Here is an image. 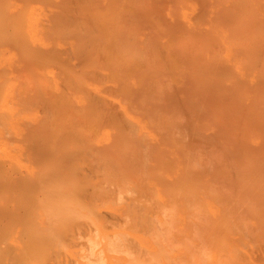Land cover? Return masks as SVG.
Masks as SVG:
<instances>
[{"label": "bare ground", "instance_id": "obj_1", "mask_svg": "<svg viewBox=\"0 0 264 264\" xmlns=\"http://www.w3.org/2000/svg\"><path fill=\"white\" fill-rule=\"evenodd\" d=\"M225 218L264 264V0H0V264H196Z\"/></svg>", "mask_w": 264, "mask_h": 264}, {"label": "rangeland", "instance_id": "obj_2", "mask_svg": "<svg viewBox=\"0 0 264 264\" xmlns=\"http://www.w3.org/2000/svg\"><path fill=\"white\" fill-rule=\"evenodd\" d=\"M231 226L228 225L226 218L221 225L215 226L213 240L214 238L217 239L211 245L209 243L202 244L201 250L196 253V256L200 259L196 264H247L249 260L248 254L251 255L253 252L250 245L256 248L254 242H257L252 240L250 237L251 233L245 228L239 227L237 229L233 227L232 222ZM227 229L234 231L235 236L239 237V241L236 244L231 245L229 243ZM207 234L208 232L201 233L202 237H205ZM250 238L253 242L249 241L250 243L248 244L247 240H250Z\"/></svg>", "mask_w": 264, "mask_h": 264}]
</instances>
